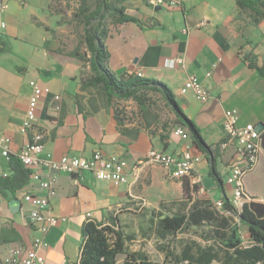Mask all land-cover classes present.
<instances>
[{"label":"crops","instance_id":"crops-1","mask_svg":"<svg viewBox=\"0 0 264 264\" xmlns=\"http://www.w3.org/2000/svg\"><path fill=\"white\" fill-rule=\"evenodd\" d=\"M4 2L7 26L0 32V138L11 139V154L16 155L35 132L44 135L41 159H58L65 154L90 157L101 148L110 156L134 163L153 148L179 154L189 147L202 158L193 177H188L201 186L197 196L211 199L215 206L226 193L238 210L252 199L264 202V150L255 169L245 177L246 197L235 204L232 186L227 183L235 141L225 148L218 146L225 139L223 120L231 110H237L239 126L264 125V77L243 60L245 52H252L264 65V23H250L235 0H183L180 6L169 9L127 0L123 3L126 12L143 24L110 22L106 38L108 66L114 72H142L143 77L166 82L207 144L218 146L214 163L224 177L225 192L211 177L209 161L192 138L174 134V112L166 119L151 107L141 109L133 99L109 100L100 87L84 88L83 80L92 73L90 62L70 54L77 46L70 44L72 34L61 23L53 0ZM191 75L211 91L209 100L201 102L193 92L180 91ZM30 80L49 91L39 101L37 121L30 133L23 134L21 125L33 92ZM117 107L124 109L120 125L115 117ZM161 134H167L166 139L162 140ZM12 173L10 158L0 150V175ZM46 173L57 176L56 194L50 202L51 214L59 221L45 235L46 244L39 250L45 260L41 264H77L84 223L110 216L119 218L128 235L126 250L146 252L153 212L164 216L177 211L178 202L184 199L183 179L187 178H172L158 164L143 165L137 180L131 177L129 183L122 184L98 179L90 171ZM27 193L45 195L46 191L31 177L22 188L8 190L0 198V259L14 248L32 247L34 239L41 236L31 223L33 206L24 200ZM140 198L146 203L141 204ZM12 200L18 201L16 208H12ZM161 202L167 207L162 208ZM132 220L140 221L137 236L142 243L136 249L129 243L139 240L126 228ZM241 231L246 238L247 226L241 224ZM159 239L156 237L157 242ZM124 257L119 255L118 264Z\"/></svg>","mask_w":264,"mask_h":264},{"label":"trees","instance_id":"trees-1","mask_svg":"<svg viewBox=\"0 0 264 264\" xmlns=\"http://www.w3.org/2000/svg\"><path fill=\"white\" fill-rule=\"evenodd\" d=\"M3 1L0 0V3ZM125 1L127 0H95L92 5L88 0H81L75 17L83 25L82 43L87 50L81 52L80 46H77L70 54L90 62L92 73L83 80L84 88L100 87L109 100L133 99L141 109L151 107L159 112V115V109L147 101L146 93L151 90L161 93L165 105L176 115L175 128L182 126L189 131L193 144L209 161L211 177L225 192V180L217 170L214 159L218 153L216 149L218 146L225 148L227 139H223L215 148L207 144L200 128L180 107L174 92L166 82L128 73L118 75L108 66L110 52L106 38L109 23L143 24L140 19L126 12L123 6ZM142 1L150 3L149 0ZM235 1L240 11L250 19V23L255 26L264 23V0ZM2 50L0 47V52ZM88 53L90 57H87ZM243 60L264 77V65L259 64L257 54L245 52ZM115 117L119 125L123 124L124 109L117 107ZM166 127L167 123L164 124V128ZM261 133L264 149V128ZM166 137L167 134H161L162 140ZM9 158L13 173L0 176V190L3 194L8 190L16 191L22 188L32 177V170L26 167L17 155L10 154ZM187 178L183 179L184 199L178 202L177 211L164 216L163 213L157 215L153 212L149 232L151 234L153 230L156 237L166 240L169 237H177L192 226L209 225L210 229L206 235L209 236L210 242L202 244L192 241L186 243L179 252L168 244L160 245L159 249L165 254V260L159 263L144 251L126 250L128 235L117 216H110L107 220L90 219L83 225L84 242L77 264H118L121 254H125L122 264H264V202L252 199L238 210L225 193L224 211H220L211 199L197 196L201 186ZM161 207L167 206L161 202ZM222 212L237 215L240 224L233 222L230 216ZM241 224L247 226L246 238L242 237Z\"/></svg>","mask_w":264,"mask_h":264},{"label":"built area","instance_id":"built-area-1","mask_svg":"<svg viewBox=\"0 0 264 264\" xmlns=\"http://www.w3.org/2000/svg\"><path fill=\"white\" fill-rule=\"evenodd\" d=\"M149 2L154 6L169 9L180 6L183 0H149ZM6 10L7 3L3 1L0 3V32L7 26L3 16ZM183 31L187 32V29L185 28ZM128 74L143 77L142 72L129 71ZM30 85L33 92L29 99L26 116L21 125L23 134L30 133L37 121L39 101L42 95L49 91L48 87L40 86L36 80H30ZM180 91L182 93L193 92L195 98L201 102H205L211 97V91L195 75H191L184 82ZM55 98L59 99L60 96L56 95ZM223 130L227 139L224 144L225 147L231 141H235V151L227 175V183L232 186L234 203L238 204L240 200L246 197L245 177L255 169L264 150L262 133L256 126H239L237 110H231L226 114L223 120ZM173 132L183 139L191 137L189 131L182 126H177ZM43 139V133H33L27 144L16 153L25 166L32 170V179L46 191L45 195L27 193L24 196V200L33 206L30 212L31 223L40 230L41 236L34 239L33 246L30 248H14L8 256L0 259V264H41L45 261L39 250L46 244L45 235L50 227L59 221L58 217L51 214L52 205L50 202V199L56 194L55 182L57 176L46 173V171L56 170L71 174L90 171L98 179L122 184L129 183L131 177L137 180L145 164L163 166L167 171V175L172 178H192L197 164L202 160L201 156L194 154L189 147L179 154L153 148L143 158L134 163H130L126 158L110 156L101 148L95 150L90 157L65 154L58 159L52 157L41 159L39 154L43 151ZM10 141L11 139L7 136L0 138V150L7 157L11 154ZM2 197L3 193L0 190V198ZM140 202L144 204V198H140ZM224 203L225 200L220 199L215 206L218 210L224 211Z\"/></svg>","mask_w":264,"mask_h":264},{"label":"rangeland","instance_id":"rangeland-1","mask_svg":"<svg viewBox=\"0 0 264 264\" xmlns=\"http://www.w3.org/2000/svg\"><path fill=\"white\" fill-rule=\"evenodd\" d=\"M88 2L92 5H94L95 0H88ZM52 5L56 12L61 14V23L65 27L70 30V34H72L69 39H71L70 44L74 46H80L81 52H83L85 49V45L82 43V37H83V25L80 24L75 17V14L79 11V8L81 6V0H53ZM146 98L149 103L154 105V107L158 108L160 111V114L164 116L166 119H170V110L165 105L164 98L161 93L157 91H149L146 93ZM145 200V198H144ZM242 201V200H241ZM240 203V201L238 202ZM223 214H227V216H230L233 222L239 223V217L237 215L230 214L229 212H222ZM127 230L129 232H135V240H139L138 242H130L129 247L131 246L132 249L138 248L139 244L142 243V239H138V232L139 229L138 224L140 221H130L127 222ZM210 229L209 225H205L203 227H197L192 226L190 229H188L186 232L181 233L177 237H169L166 240L159 239L160 242L156 241V237L152 236L154 233L153 230H151V234L148 236V240L145 241L144 247L146 252L150 255V257L159 263L164 262L165 260V254L159 249L160 245H167L170 246V248H174L178 252L181 251L183 246L186 243L197 241L202 244H206L207 242H210L209 236L206 235L207 230ZM153 233V234H152ZM122 256H120L121 258ZM122 264V261L120 262Z\"/></svg>","mask_w":264,"mask_h":264},{"label":"water","instance_id":"water-1","mask_svg":"<svg viewBox=\"0 0 264 264\" xmlns=\"http://www.w3.org/2000/svg\"><path fill=\"white\" fill-rule=\"evenodd\" d=\"M263 126L264 125L257 126V129L262 130ZM10 203H11L12 208H16L17 205H18V201L17 200H12Z\"/></svg>","mask_w":264,"mask_h":264}]
</instances>
